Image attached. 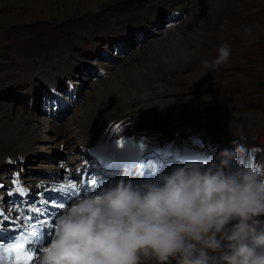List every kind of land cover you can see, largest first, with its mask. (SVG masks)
<instances>
[{"label":"clouds","instance_id":"clouds-1","mask_svg":"<svg viewBox=\"0 0 264 264\" xmlns=\"http://www.w3.org/2000/svg\"><path fill=\"white\" fill-rule=\"evenodd\" d=\"M230 55L223 43L204 67ZM244 152L225 147L214 161L188 162L135 186L128 177L141 176L143 165L125 169L114 185L65 206L38 264H264V169L244 165Z\"/></svg>","mask_w":264,"mask_h":264},{"label":"bare ground","instance_id":"bare-ground-1","mask_svg":"<svg viewBox=\"0 0 264 264\" xmlns=\"http://www.w3.org/2000/svg\"><path fill=\"white\" fill-rule=\"evenodd\" d=\"M165 1L166 7H168L170 2L171 5L180 7L182 10L191 7L190 0ZM135 2L144 4L145 8L142 14L135 15L134 18L139 20L135 23L133 28L131 26L127 31L137 27H147L148 25L143 22V19L148 18L153 21L156 17L154 12H150L151 0H133V3ZM102 5L103 4L94 6L92 3L89 9L94 11ZM192 8L195 9V12L191 13L193 18L192 22L188 23V21L185 20L180 23L179 28L174 26L170 29L156 30L155 34L150 37V40L140 47V51L137 54L132 55L128 53L126 58L123 57V60L120 61V63L123 62V64L119 63L116 68L112 66L113 69L111 67V70L113 73H110L112 74V77H109V80L102 79L99 83L96 82L92 86L94 88H92L93 91L87 92L89 99H86L84 106L77 107L76 112L61 124L56 125L49 118H42L40 120L35 113L30 112L29 110L24 111L19 107L12 108L0 105V134L5 136L9 132L10 136H12L13 133L18 139L27 138L28 141L25 144L32 147L36 140L42 137L40 135L43 133V138L48 140L43 149H47L48 147H62L65 150V155H69L68 159H73L76 154L73 150L76 147L72 145V143H74L72 137L76 135L78 130L76 123H78L80 118H85L86 113L104 115L105 113L114 111V109L108 108V104L114 105L125 96H135L142 92L154 94L157 98L168 93L180 94L196 88L198 86L197 81H191L186 89H179L178 86L171 84L165 87H160L159 84L153 85L149 83L162 67L181 65L184 62L189 61V57L194 55L195 47L199 42L198 35L202 33L200 28L201 24L204 23L202 22V18H212L213 14L211 15L210 11L213 10V2L211 0H194ZM188 25L190 26V29H187ZM180 32H184V35L181 36ZM202 37L204 36L202 35ZM190 44L194 47L192 50H189L187 47ZM134 58H139L138 60H140V62L138 61L139 63L136 64L133 61ZM190 71L195 72V67ZM119 82H123L124 86H121ZM202 97H209V95L196 96V98ZM192 98V96L187 94L179 95L177 97H164L141 105L130 106L127 108V112L129 113L133 110H139L141 113L146 108L149 110H155V112H157L158 109L163 111L169 108L173 102L187 101ZM0 143L5 142L0 141ZM8 153H10V150L0 147V160H3ZM61 159L62 158L57 160V164L61 163ZM54 160L55 159H53V161ZM63 165L65 164H62L60 169H64ZM258 219L264 220V216L258 217ZM169 264H176V262L170 258Z\"/></svg>","mask_w":264,"mask_h":264},{"label":"rangeland","instance_id":"rangeland-1","mask_svg":"<svg viewBox=\"0 0 264 264\" xmlns=\"http://www.w3.org/2000/svg\"><path fill=\"white\" fill-rule=\"evenodd\" d=\"M111 1L113 2V0H0V8H7V11L5 13L0 12V32L13 24L32 23L38 21V19L57 20L67 16L78 15L79 13L81 14L90 13L92 9H89V7L92 5V3L94 6L100 4L106 5L108 3H111ZM211 1L213 2V10L210 11V14L212 15L213 11L217 8L216 14L212 16L213 19H211V22L208 23L205 26V28H203L202 30L203 32L201 34L204 37H202L201 35V41L203 43L201 42V44L199 45L198 42L199 47L197 45L195 47L196 49L194 55L189 57V61L194 57H198L200 58L201 63L198 66H195L196 73L189 70V72L185 76L186 77L185 84H183L182 86H178L179 89H186L191 81L198 82L197 84L198 86L196 88H202L208 86V80L207 82L205 81L206 79L209 78L208 75L213 72H210V69L204 67L203 61L211 60L214 58L213 56L216 54V52L215 50H210L209 47H211L213 41L214 43L218 41V47H219L220 39L223 34V29L225 28V26L227 25L228 21L232 16L235 19L236 15H239L237 16L238 19H236V21L242 25L240 27L229 28L231 38H233V41H235V46H237V52L235 55L230 56L229 61L226 64H222V66L231 65V64L245 66L247 65L246 63L247 58L250 59L252 55V52H248V51L250 49H258L264 46V22L260 21L258 23V22L248 21L247 23H243L244 16H242L243 14L246 13H254L256 10L255 9L256 4L259 0H211ZM165 2H166L165 0H151L150 12H154V15H156L160 9H165V11H167V14H169L170 10L168 9V7L169 8L173 7V5H171L170 2L168 4V7H166ZM190 4L191 7L183 11H181L182 8L180 7H174L175 10L181 11L180 14H178L179 18L177 23L184 22L185 20H187L188 23L193 21L192 15L190 14L195 12V9L192 8V6L194 5V0H190ZM216 5L221 8L219 12H218V7ZM134 17L135 15H125L120 18H113L111 23H107L105 26H103V31H102L103 35L107 33L108 30L110 29L118 34H124L125 31L129 30L131 26L133 28L135 23L138 22L139 19ZM173 18L174 17L169 19V21H167L165 25L167 24L168 27H171ZM203 18H202V22H207L208 18L206 17ZM143 22L147 23L148 26H150V24L152 23V21L149 20L148 18L143 19ZM179 27L180 24L176 25V28ZM246 28L251 30L250 34L245 32ZM158 29H163V28L162 27L157 28L155 29V31ZM187 29H190L189 25L187 26ZM151 30H154V28H151ZM141 35L145 36L146 40H143L140 43L134 42L130 48L131 52H129V54L132 55L137 54L140 51V47L143 44L147 43L150 40V37L152 36L149 35L148 38L145 32L141 33L140 36ZM180 35L183 36L184 32H180ZM223 43H227V42L223 41L222 44ZM130 45L131 43L127 44L126 47ZM187 47L189 50H192V48H194L192 44L188 45ZM138 59L139 58H134L133 61L136 64H138L140 62V60ZM121 60H123V58H121L119 61L116 62L115 65H113L114 68H116V66L119 65ZM185 63L186 62H184L181 65H184ZM120 64H123V62H121ZM246 68L249 70H254L253 69L254 67L252 66H247ZM110 73H113V71L111 70ZM258 74L263 77V72L258 71ZM109 77L111 78L112 74H108L106 76H103L102 78H96L95 80L91 79L92 81H85L84 87L80 93L81 97L83 98V102L82 103L80 102V104H78L76 107L71 108L70 111L66 114V116L63 117L62 121L60 120L61 123L66 119H68L70 116H72L73 113L76 112L77 107L84 106L86 99H89V95L87 94V92L93 91L94 88L92 86L96 82L99 83L102 79L109 80ZM119 84L121 86H124L123 82H119ZM167 85L170 84L168 83L159 84L160 87H165ZM0 105L4 107H12V108L19 107L24 111L29 110L30 112L35 113V115L37 116L36 112L32 108L27 106H15L7 102H0ZM37 117L40 120L42 119L39 116ZM43 135L44 134L41 133L40 136L42 137L36 140L32 148H38L39 150L45 151L47 153L53 152L54 157L57 160L62 158L61 155H65L64 153L65 150L62 147H52V148L48 147L47 149H43V147L46 146L48 142L46 138H43ZM73 152L76 153V148L73 150Z\"/></svg>","mask_w":264,"mask_h":264},{"label":"snow or ice","instance_id":"snow-or-ice-1","mask_svg":"<svg viewBox=\"0 0 264 264\" xmlns=\"http://www.w3.org/2000/svg\"><path fill=\"white\" fill-rule=\"evenodd\" d=\"M13 184L17 185L16 191L23 194L25 192V188L19 187L20 180L19 179H13ZM77 185L74 183H67L60 185L57 189H53L54 191H62V192H68L69 190L76 189ZM73 194L76 195L74 192ZM60 207H63L60 205ZM19 219V217H17ZM38 219V217H37ZM7 228H17L18 225L16 224V220L12 219L11 217L4 214L3 211H0V229ZM34 232V229L32 233ZM27 241L24 239V237H21V241L17 243H7L5 246V243H0V250H2L3 253L8 254L7 256V264H30L31 261L35 259L34 256L28 254V252L25 250V243ZM14 254V259L12 258Z\"/></svg>","mask_w":264,"mask_h":264}]
</instances>
